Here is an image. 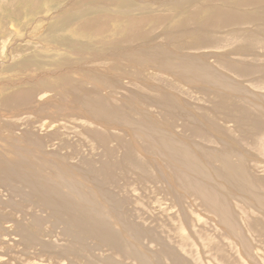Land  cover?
<instances>
[{
  "label": "rangeland",
  "instance_id": "rangeland-1",
  "mask_svg": "<svg viewBox=\"0 0 264 264\" xmlns=\"http://www.w3.org/2000/svg\"><path fill=\"white\" fill-rule=\"evenodd\" d=\"M0 264H264V0H0Z\"/></svg>",
  "mask_w": 264,
  "mask_h": 264
},
{
  "label": "bare ground",
  "instance_id": "bare-ground-1",
  "mask_svg": "<svg viewBox=\"0 0 264 264\" xmlns=\"http://www.w3.org/2000/svg\"><path fill=\"white\" fill-rule=\"evenodd\" d=\"M19 33V32H18Z\"/></svg>",
  "mask_w": 264,
  "mask_h": 264
}]
</instances>
